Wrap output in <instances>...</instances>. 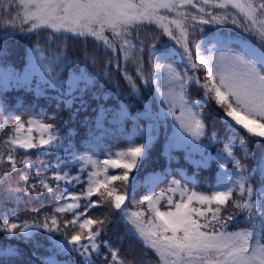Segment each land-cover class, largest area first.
Instances as JSON below:
<instances>
[{
	"label": "snow or ice",
	"instance_id": "1",
	"mask_svg": "<svg viewBox=\"0 0 264 264\" xmlns=\"http://www.w3.org/2000/svg\"><path fill=\"white\" fill-rule=\"evenodd\" d=\"M229 26L240 35H233ZM17 33L35 38L29 71L67 93V107L79 99L73 120L87 111V101L72 90L79 91L80 81L87 89L88 78L80 72L60 79V73L77 64L93 69L100 64L102 71L96 75L111 84L114 68L131 88L129 95L139 96L142 90L156 94L160 110L154 120H173L171 147L190 155L220 144L208 134V117H219L228 142L216 159L221 169L230 163L232 174L221 172L211 194L194 190L198 185L193 179L183 184L173 179L159 194L151 189L133 210L134 170L144 164L155 135V125L140 127L141 112L153 119L147 105L132 118L136 134L128 136L125 148L113 151L107 144L101 148L89 141L80 152L69 139L75 131L64 132L63 118L57 121L40 113L43 119H24L8 111L0 99V199L19 203L24 197L40 200L47 194L57 201L50 213L33 223L11 222V214L0 216V233L21 239L37 229L59 233V238H49L60 252L75 254V264H98L101 259L104 264H129L121 249L103 238L115 214L141 242L145 255L151 249L158 257L156 264H264V181L255 188L253 169L244 162L255 157L264 175V0H0V39ZM69 41L82 44V59L69 55ZM3 55L0 47V58ZM14 76L8 72L5 80ZM27 82V75L16 78L20 87ZM193 90L202 93L200 99H191ZM117 107L122 120L130 118L128 105ZM203 109L210 110L206 114ZM104 114L111 113L102 110L97 128ZM10 122L14 123L9 130ZM253 147L260 149L258 156ZM60 149L68 157L54 164L33 159ZM61 184L64 191L57 196L54 189ZM76 185L83 187L71 191ZM177 194L179 199H174ZM161 201H166V210L158 206ZM94 208L107 211L94 218ZM240 216L250 227L229 230ZM47 264L57 262L49 259Z\"/></svg>",
	"mask_w": 264,
	"mask_h": 264
},
{
	"label": "trees",
	"instance_id": "2",
	"mask_svg": "<svg viewBox=\"0 0 264 264\" xmlns=\"http://www.w3.org/2000/svg\"><path fill=\"white\" fill-rule=\"evenodd\" d=\"M189 11L194 13L196 9L190 8ZM229 27L233 35H240L239 29L232 26ZM162 38L165 40V37ZM0 47L5 50V55L0 58V81H4L0 84V99L4 101L8 111H12L15 115H21L24 119L32 116L43 119L44 117L40 113L55 116L57 121L63 118V122L66 125L64 132L67 133L69 129L75 131V136L69 137V139L74 141L80 152L85 151L89 141L98 142L101 148L107 144L113 151L125 148L128 136L136 134V127L132 122V118L135 117L137 109H143L145 105L148 106L150 111H152L153 119L145 117L143 112H141L140 127L151 129L155 125V135L153 136V143L149 145L147 159L139 167V171L134 170L137 195L131 205L133 210L139 206L141 198L149 194L151 189H154L159 194L173 179L181 180L182 184L189 179H193L198 185L194 190L204 194H211L212 187L221 172H227L228 175L232 174L230 163L227 168L221 169L219 167L220 162L216 159L217 151L222 148L223 143L228 142L226 139L227 133L221 125L219 117H208V134L215 135L221 140V143L211 148L193 151L189 155L183 148L171 147L174 131L171 116L167 120L163 118L158 122L154 120L155 112L160 110V100L155 99V93L148 94L146 90H142L139 96H131L129 95L131 88L128 86L127 81L114 68L112 69L113 83L109 84L96 75L98 71H102L100 64H97L95 69L90 65L85 67L84 64H77L70 68L67 73H60L59 77L60 79H65L66 76L78 77L80 72H84L88 78L87 89L84 81H80L78 84L79 91H76L75 88L72 90L77 97L82 96L87 101V111H81L78 117L73 120L71 118L72 113L75 107L79 105V99L76 100V104L72 108L67 107L63 103L65 98L70 99L67 93L60 88L50 86L38 73L33 74L29 71L31 68L30 53L31 48L35 47V38L17 33L6 40L0 39ZM89 48H91V45H89ZM69 49L71 57L83 58V46L81 43L69 41ZM128 67L129 74L134 73V68L131 65ZM8 72L15 74L10 82L5 80ZM25 75L28 76V82L24 87H20L16 83V78L22 79ZM201 95L202 93L193 90L191 99L198 100ZM122 102L131 108L130 118L127 120H122L118 115L119 108L117 105ZM105 108L111 114H104V122L101 127L97 128L95 121L97 117H101L102 110ZM203 110L207 114L210 109ZM5 115H7V112H5ZM176 115H180L179 108H177ZM85 117L88 118L87 121H85ZM12 123L14 122H10L9 130ZM85 123H87V127H85ZM121 132L124 134L121 135ZM139 142L142 143L143 141L140 140ZM235 143L238 145L239 140ZM253 151L256 156L260 153V149L256 147H253ZM86 154L92 155L93 153L87 152ZM237 155L242 156L243 153L238 152ZM60 157H68L64 149H60L58 153L38 158L33 157V159L42 160L45 164L49 162L54 164ZM101 159H103L102 155ZM204 160L208 161L206 166L203 165ZM244 162L253 169L251 172L252 183L255 188L259 189L261 187L260 182L264 181V175L261 174L258 160L253 157ZM198 164L201 166L198 167ZM91 170V167H89V171ZM77 171L78 169L74 168L72 174L75 175ZM120 171L122 170L110 169V173H118ZM150 173L158 174L162 179L148 184L145 179ZM82 187L83 185H76L71 191H79ZM2 191L3 189H0V192ZM63 191L64 186L62 184L54 189L57 196ZM95 198L93 197V199ZM174 199H179V194ZM56 202L55 197H49L47 194L42 196L40 200L24 197L19 203L8 199H0V216L11 214V222L23 223L27 220L29 223H33L37 220H42L44 213H50ZM165 204L166 201H161L158 206L161 210H166ZM144 207L146 208L147 205H144ZM37 210H40L39 215H37ZM106 211L107 209L94 208L90 214L94 218L102 217ZM228 211L232 212L233 209L229 208ZM66 218H70V214ZM110 219L111 223L108 224L107 234L103 238L108 240L113 246L119 247L124 256L127 257L129 264H156L158 257L154 255L151 249H148V254L145 255V248L135 236L128 233L126 225L118 223L115 214ZM243 227H250V225L244 223V217L240 216L229 230L236 231ZM50 235L60 237L59 233L49 234L42 229L34 230L32 236L27 239H21L8 233H0V264H47L49 259L55 260L57 264H75L76 255L60 252L55 246V241L49 238ZM98 264H104V261L101 259Z\"/></svg>",
	"mask_w": 264,
	"mask_h": 264
},
{
	"label": "rangeland",
	"instance_id": "3",
	"mask_svg": "<svg viewBox=\"0 0 264 264\" xmlns=\"http://www.w3.org/2000/svg\"><path fill=\"white\" fill-rule=\"evenodd\" d=\"M192 9H194V8H192ZM154 27V26H153ZM165 40H167V37H165Z\"/></svg>",
	"mask_w": 264,
	"mask_h": 264
}]
</instances>
